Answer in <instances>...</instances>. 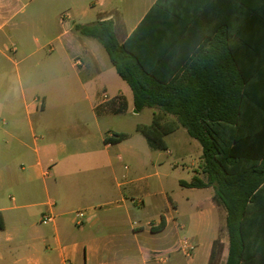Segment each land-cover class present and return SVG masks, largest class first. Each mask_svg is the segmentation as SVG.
I'll list each match as a JSON object with an SVG mask.
<instances>
[{
    "label": "crops",
    "instance_id": "1",
    "mask_svg": "<svg viewBox=\"0 0 264 264\" xmlns=\"http://www.w3.org/2000/svg\"><path fill=\"white\" fill-rule=\"evenodd\" d=\"M156 2L0 0V264L227 263L228 240L213 261L222 218L226 223L214 189L180 186L204 178L201 167L178 182L188 209V217L181 216L167 180L137 178L152 161L151 148L128 143L131 138L104 141L118 132L109 118L122 115L109 102L123 97L128 112L133 93L117 92L119 75L107 52L76 26L112 21L123 44ZM176 2L180 14L197 24L198 60L208 52L215 63L224 61L226 71L240 70L245 84L264 86V0ZM221 23L228 33L218 34ZM27 86L37 87L34 95ZM202 200L217 215L218 232L208 240L194 235L193 255L185 257L174 246L178 234L203 217ZM146 204L149 214L135 218L133 208ZM77 212L84 215L81 225ZM45 214H53L54 222L42 224ZM163 217L165 228L153 232ZM253 264H264V254Z\"/></svg>",
    "mask_w": 264,
    "mask_h": 264
},
{
    "label": "trees",
    "instance_id": "2",
    "mask_svg": "<svg viewBox=\"0 0 264 264\" xmlns=\"http://www.w3.org/2000/svg\"><path fill=\"white\" fill-rule=\"evenodd\" d=\"M196 26L180 14L176 0H157L123 44L112 21L77 25L76 30L103 46L131 89L137 112L158 110L151 124L136 127L138 133L167 150L165 138L182 127L201 145L204 178L195 176L180 186L214 189V203L226 212V264H253L264 254V86L245 84L240 70L226 71L224 61L215 63L208 52L198 60ZM219 31L229 30L221 23ZM217 40L224 42V37ZM116 103L114 113L127 111L123 97L109 106ZM130 136L117 132L104 141L118 144ZM165 226L163 217L151 230Z\"/></svg>",
    "mask_w": 264,
    "mask_h": 264
},
{
    "label": "rangeland",
    "instance_id": "3",
    "mask_svg": "<svg viewBox=\"0 0 264 264\" xmlns=\"http://www.w3.org/2000/svg\"><path fill=\"white\" fill-rule=\"evenodd\" d=\"M41 44H44V41H42ZM33 60L34 59L30 58L27 60V62ZM36 88L37 87L34 88L33 86H27L28 92L33 95ZM119 91H124L125 94H128L130 92V89L127 84L117 76V92ZM154 111V109L147 108L142 110L141 112H137L135 108H131L128 112H123L126 114L122 113V115H117V117H110L109 120L117 124L116 128L118 132L121 131L131 134V140L128 143H131L138 148L143 146L151 148L152 161L147 163L142 168V171L137 172V178H146L147 182L145 183L157 182L161 179L167 180L169 182V189L171 191H174L173 193H170L171 196H173V198L176 199L180 205L181 216L188 217V209L186 207V203L184 202V195L186 192L180 190L181 188H179L178 182L189 174H193L194 168L200 170V167L202 165L201 145L196 140L192 139L187 134L185 129L180 127L178 131L165 138V141L170 150L169 153L166 150H159L158 148H156L135 129L139 124H151ZM5 128H8V126H5ZM195 200L198 201L197 198H195ZM148 201H150V199H147V204ZM147 204L146 208H133L135 218H143L145 217V215L149 214L148 209L150 208H148ZM202 204L203 217L200 219V221L193 223L189 228L186 227L183 232H180L178 234L177 243L174 246V251L181 252L180 245L183 239L190 240L194 235H200L205 240H208L217 235L219 226L217 215L215 213H213L212 215L211 209L210 207H208L209 204L207 202L202 200ZM183 211H185L186 214H183ZM210 215H212L211 218ZM174 225L175 224L172 223L170 225V228H174ZM227 240L228 236L226 232V223L222 218L219 228V234L216 240L217 242L216 245H214L213 261L217 259L218 255L222 251L223 245L221 244V242L225 243L227 242ZM214 264H221L219 258L218 261Z\"/></svg>",
    "mask_w": 264,
    "mask_h": 264
},
{
    "label": "built area",
    "instance_id": "4",
    "mask_svg": "<svg viewBox=\"0 0 264 264\" xmlns=\"http://www.w3.org/2000/svg\"><path fill=\"white\" fill-rule=\"evenodd\" d=\"M64 18L65 17H61V19H64ZM75 62L78 65L81 64L79 59H77ZM132 202L134 204H142V200H138V199H132ZM76 219H77V224L81 225L83 223V219H84L83 213L77 212L76 213ZM54 220H55V216L53 214H45L42 216L41 223L44 225H47V224L53 223ZM133 224L136 228L141 227L140 222H134ZM148 225L151 226L149 223H148ZM180 250L184 253L185 256L192 257L193 252L195 250V246L193 245V243L189 239H183L181 241ZM158 260L160 263H164L165 257L159 256Z\"/></svg>",
    "mask_w": 264,
    "mask_h": 264
}]
</instances>
